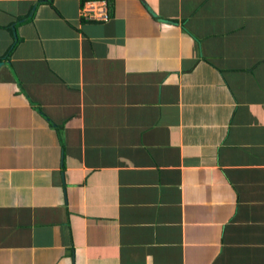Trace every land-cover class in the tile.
Instances as JSON below:
<instances>
[{"label":"crops","instance_id":"crops-1","mask_svg":"<svg viewBox=\"0 0 264 264\" xmlns=\"http://www.w3.org/2000/svg\"><path fill=\"white\" fill-rule=\"evenodd\" d=\"M87 1L0 0V264H264V0Z\"/></svg>","mask_w":264,"mask_h":264},{"label":"built area","instance_id":"built-area-1","mask_svg":"<svg viewBox=\"0 0 264 264\" xmlns=\"http://www.w3.org/2000/svg\"><path fill=\"white\" fill-rule=\"evenodd\" d=\"M100 3L103 4L105 9L101 8ZM96 5L99 7L97 8ZM107 7V9H106ZM108 10V3L107 1H95V0H88L85 2L83 9H82V16L83 19L90 22H98V21H107L110 18ZM99 13L98 15H96Z\"/></svg>","mask_w":264,"mask_h":264},{"label":"water","instance_id":"water-1","mask_svg":"<svg viewBox=\"0 0 264 264\" xmlns=\"http://www.w3.org/2000/svg\"><path fill=\"white\" fill-rule=\"evenodd\" d=\"M154 16H156L154 13H153ZM163 21V20H162ZM166 21V20H165ZM166 22H169V21H166ZM5 63L4 62H0V69L2 68V66L4 65Z\"/></svg>","mask_w":264,"mask_h":264},{"label":"trees","instance_id":"trees-1","mask_svg":"<svg viewBox=\"0 0 264 264\" xmlns=\"http://www.w3.org/2000/svg\"><path fill=\"white\" fill-rule=\"evenodd\" d=\"M83 6H84V4H83ZM85 20V19H84ZM86 21V20H85ZM9 57V56H8Z\"/></svg>","mask_w":264,"mask_h":264}]
</instances>
